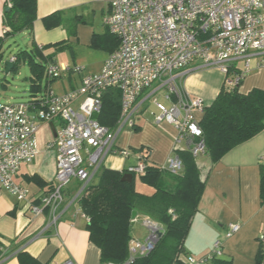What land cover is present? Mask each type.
<instances>
[{
	"label": "built area",
	"instance_id": "2783aa9c",
	"mask_svg": "<svg viewBox=\"0 0 264 264\" xmlns=\"http://www.w3.org/2000/svg\"><path fill=\"white\" fill-rule=\"evenodd\" d=\"M103 24L118 39V45L97 73L85 74L81 66L48 62L45 75L49 79L78 72V85L62 94L48 88L26 101L0 102V186L35 215L47 209V228H54L67 206L77 203L108 155L129 157L116 140L124 128L135 126V116L146 110L147 101L158 111L153 116L155 124L165 122L175 128L173 146L184 144L194 157L204 153L199 121L205 105L181 86L190 67L218 68L225 75V88L239 86L251 59L264 68V0H110ZM9 60L13 63L15 56ZM238 60H242L241 66L236 65ZM112 88L120 93V114L116 125L109 128L100 124L96 115L103 94ZM53 121L58 125L47 147L55 150L54 181L34 204L28 186L18 182L16 175L21 165L31 163L38 153L40 125ZM144 149L134 154L136 162L126 172H144L148 158ZM164 168L173 175L180 173L181 158L173 152ZM72 179L79 185L67 203L64 190ZM142 222L147 234L142 240L131 239L129 261L152 251L164 232L163 225L151 218L144 217ZM238 229L239 224L230 223L225 235ZM258 240L264 245V233ZM221 247V241L215 240L208 254L186 256L185 263L206 264L221 256ZM62 264L75 263L66 260Z\"/></svg>",
	"mask_w": 264,
	"mask_h": 264
},
{
	"label": "crops",
	"instance_id": "0c3cea01",
	"mask_svg": "<svg viewBox=\"0 0 264 264\" xmlns=\"http://www.w3.org/2000/svg\"><path fill=\"white\" fill-rule=\"evenodd\" d=\"M109 2L110 0H37L36 19L32 25L35 44L42 46L68 40L89 42L92 34L105 32L103 17L108 10ZM5 3V0H0V35L7 29L3 14ZM55 11L62 12V23L46 29L42 18ZM73 19L78 20L74 32L71 33L66 24ZM107 54L108 52L105 57ZM9 58L10 56L4 58L2 54L0 60L4 81L0 82V86L4 89L7 88L5 84L7 77L15 74L11 71L5 73L4 61ZM242 63V60H238L236 65L241 66ZM64 77L67 79V83L62 85L64 92L79 83V80L71 79L70 72L65 73ZM224 78L225 75L216 67H190L181 79V86L189 94L201 98L204 105L208 106L223 87ZM27 81L30 84L31 74ZM252 88L264 90V68L258 67L256 59L249 61V69L238 90L246 93ZM50 90L53 91L52 85ZM42 93L44 92L36 94ZM50 123L40 125L36 134L38 153L31 163L22 164L16 175L18 182L28 186L30 200L34 204L38 203V198L49 190L48 185L54 181L55 150L47 147V143L54 137ZM52 123L55 129L58 123L57 121ZM135 127L138 128L136 134L128 130L118 135L117 146L123 148L127 144L124 143L126 140L135 139L138 145L135 149L143 147L150 150L148 161L152 164L164 168L166 158L175 152V149H184L182 143L173 146L175 128L165 122L155 124L144 109L135 116ZM127 158L118 153L108 155L102 167L126 169L135 162L127 163ZM263 158L264 129L229 150L216 163L212 164L205 154L195 158L205 185L184 239L183 251L186 256L200 258L212 250L215 240H220L222 246L220 258L230 260L231 264H264V245L258 240L259 234L264 233V202L260 201L258 187ZM161 162L163 163L160 165ZM34 174L48 185L40 187L34 182L27 181V178ZM76 183L75 187L64 190L67 203L79 185L78 181ZM135 188L144 194L153 191L152 187L141 182L135 183ZM137 217L132 224V238L142 236L133 232L137 220L143 221L144 215L137 213ZM87 220L75 202L67 206L54 228H47L45 227L48 221L47 209L35 215L27 205L17 202L0 186V264H19L16 258L18 250L27 251L41 264H62L66 260H71L75 264H101L98 247L88 239ZM230 223L239 224V229L227 237L225 234ZM145 233L147 234V229ZM259 247L262 249V255L257 261ZM206 264H211V261Z\"/></svg>",
	"mask_w": 264,
	"mask_h": 264
},
{
	"label": "trees",
	"instance_id": "16d2710c",
	"mask_svg": "<svg viewBox=\"0 0 264 264\" xmlns=\"http://www.w3.org/2000/svg\"><path fill=\"white\" fill-rule=\"evenodd\" d=\"M4 20L7 29L0 35V60L4 39L16 33L26 31L31 47L13 54L15 60L11 72L17 73L20 62H25L31 74L29 90L32 95L45 92L55 79L45 75V65L52 60V55H45L43 49L50 45L65 46L56 42L38 46L32 36V25L36 19L37 0H5ZM78 19L71 20L74 25ZM43 26L50 29L62 23V12L55 11L42 18ZM75 27V26H74ZM71 31V33H73ZM91 44L110 53L118 45V39L106 29L102 34H92ZM120 114V93L109 89L102 96V106L96 119L109 128L116 125ZM199 126L205 146L203 154L210 162L216 163L235 146L252 138L264 129V90L252 88L241 93L238 87H222L214 100L205 106ZM133 130L138 128L133 126ZM143 148V147H142ZM140 148V149H142ZM181 158L183 169L173 175L165 168L145 161L144 172L139 181L153 188L152 193L144 194L135 188V174L132 180H122L126 169L116 170L101 167L102 173L83 189L77 203L87 217L86 231L88 239L99 249L101 264H186L183 251L191 218L197 211L205 180L200 177L196 157L186 149H175ZM149 156L150 150L144 149ZM27 181L40 187L47 186L39 176L32 175ZM48 185V189L52 187ZM259 198L264 202V162L260 166ZM135 210L144 217L151 218L164 227L152 251L128 260L129 246L132 239L130 226L131 212ZM171 210V211H169ZM262 249L256 255L260 260ZM16 258L19 264H41L37 258L25 250H18ZM211 264H231L230 260L217 257Z\"/></svg>",
	"mask_w": 264,
	"mask_h": 264
},
{
	"label": "rangeland",
	"instance_id": "374dc122",
	"mask_svg": "<svg viewBox=\"0 0 264 264\" xmlns=\"http://www.w3.org/2000/svg\"><path fill=\"white\" fill-rule=\"evenodd\" d=\"M76 25V24H75ZM74 23L72 21L67 22L66 27L69 30V32L74 30ZM56 43V42H54ZM53 44V43H52ZM65 46L62 48H59L58 45H50L43 49V53L45 55H52V60H54V63H57V65L60 66H81L83 67V73H97L99 71V67L101 65V62L105 58L106 50L97 47L91 44V39L88 42H85L83 40H74V41H66L63 43ZM31 47V43L29 41V35L27 32H19L14 35L8 36L4 39L3 46H2V54L3 57H9L12 54L17 53L21 49H27ZM65 73H61V76L54 81L51 82L50 85H52V90L57 94L64 93L63 91V83H67V79L64 77ZM30 72L28 69L27 64L20 62L18 66V73L12 74L7 77L6 79V86L7 88H2L0 86V100L1 101H26L29 99L30 90H29V82L27 81V77H29ZM79 73L74 72L72 73L73 80H79ZM3 81V75L0 69V82ZM4 82V81H3ZM63 91V92H62ZM160 94H157L156 96L160 101L165 103V101L159 96ZM146 107V112L149 116L152 117L158 112L157 109L150 103V101H147L144 105ZM131 131L132 134H136L138 131L133 130L130 128H124L121 134L125 131ZM130 134V133H129ZM124 136V134H123ZM122 136V137H123ZM131 141V142H130ZM125 144L129 143L130 146H124L129 153V157L127 158V163L131 161L136 162L135 153L138 152L135 147H138L137 142L135 139L133 140H126L124 142ZM111 155V154H110ZM134 162V163H135ZM163 162L160 163V165ZM139 176L135 174V183L138 184ZM77 185L76 180L72 179L71 182L67 185L66 188L69 187H75ZM140 224L142 226L143 222L141 219H138L136 224L133 227V232L135 235H142L139 236L136 239L142 240L145 237L146 228L140 227Z\"/></svg>",
	"mask_w": 264,
	"mask_h": 264
},
{
	"label": "water",
	"instance_id": "95a60500",
	"mask_svg": "<svg viewBox=\"0 0 264 264\" xmlns=\"http://www.w3.org/2000/svg\"><path fill=\"white\" fill-rule=\"evenodd\" d=\"M8 7H5V10H7ZM4 65H5V73H8L10 71V69L13 67V63L7 59L4 61ZM50 126L52 128V131L54 133V136H55V129H54V126H53V123L51 122L50 123ZM102 168L98 171V176H100V174L102 173ZM132 177H133V174L132 173H129V172H125L123 175H122V180H125L127 182H130L132 180ZM137 217V211L133 210L131 212V221H130V226H132L133 222L135 221ZM161 235V234H160Z\"/></svg>",
	"mask_w": 264,
	"mask_h": 264
}]
</instances>
